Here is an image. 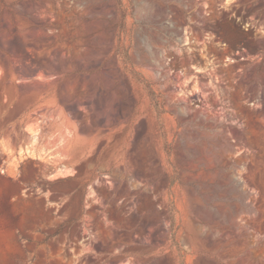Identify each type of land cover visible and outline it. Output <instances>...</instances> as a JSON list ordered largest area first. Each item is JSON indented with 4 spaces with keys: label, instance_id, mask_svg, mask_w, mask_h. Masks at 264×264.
<instances>
[{
    "label": "rangeland",
    "instance_id": "rangeland-1",
    "mask_svg": "<svg viewBox=\"0 0 264 264\" xmlns=\"http://www.w3.org/2000/svg\"><path fill=\"white\" fill-rule=\"evenodd\" d=\"M203 1L0 0V264H264V0Z\"/></svg>",
    "mask_w": 264,
    "mask_h": 264
},
{
    "label": "built area",
    "instance_id": "built-area-1",
    "mask_svg": "<svg viewBox=\"0 0 264 264\" xmlns=\"http://www.w3.org/2000/svg\"><path fill=\"white\" fill-rule=\"evenodd\" d=\"M203 3L206 4V6H207L208 1H207V0H204ZM215 77H216L215 79H216L217 82L219 83V81H220L219 76L217 75V76H215Z\"/></svg>",
    "mask_w": 264,
    "mask_h": 264
}]
</instances>
